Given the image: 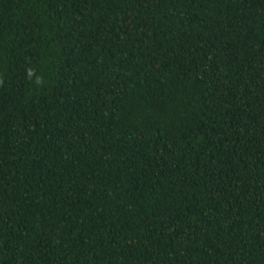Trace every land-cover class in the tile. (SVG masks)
I'll use <instances>...</instances> for the list:
<instances>
[{
	"label": "trees",
	"instance_id": "16d2710c",
	"mask_svg": "<svg viewBox=\"0 0 264 264\" xmlns=\"http://www.w3.org/2000/svg\"><path fill=\"white\" fill-rule=\"evenodd\" d=\"M0 264H264V0H0Z\"/></svg>",
	"mask_w": 264,
	"mask_h": 264
},
{
	"label": "clouds",
	"instance_id": "9594fccd",
	"mask_svg": "<svg viewBox=\"0 0 264 264\" xmlns=\"http://www.w3.org/2000/svg\"><path fill=\"white\" fill-rule=\"evenodd\" d=\"M33 74H34L33 71H32L31 69H29V70H28V75L31 77ZM36 82H37V84H39V83H40V80L37 79Z\"/></svg>",
	"mask_w": 264,
	"mask_h": 264
}]
</instances>
